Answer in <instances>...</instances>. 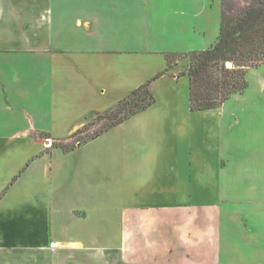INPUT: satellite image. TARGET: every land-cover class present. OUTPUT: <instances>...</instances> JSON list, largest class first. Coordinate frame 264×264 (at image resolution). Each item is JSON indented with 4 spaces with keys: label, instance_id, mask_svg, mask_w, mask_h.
Returning <instances> with one entry per match:
<instances>
[{
    "label": "crops",
    "instance_id": "crops-1",
    "mask_svg": "<svg viewBox=\"0 0 264 264\" xmlns=\"http://www.w3.org/2000/svg\"><path fill=\"white\" fill-rule=\"evenodd\" d=\"M222 1L0 0V264H264V62L190 108Z\"/></svg>",
    "mask_w": 264,
    "mask_h": 264
},
{
    "label": "trees",
    "instance_id": "trees-1",
    "mask_svg": "<svg viewBox=\"0 0 264 264\" xmlns=\"http://www.w3.org/2000/svg\"><path fill=\"white\" fill-rule=\"evenodd\" d=\"M256 1L254 5L227 14L224 10L226 0H223L222 20L216 42L206 49L186 55L189 58L187 72L192 110L218 107L231 94L242 92L248 85L246 70L264 62V0ZM179 57L168 55V64ZM227 62H231L232 66H226ZM131 98H135L133 108L110 125L119 123L154 102L148 84L133 90L118 105ZM74 145L73 142L71 145H63V148L68 150Z\"/></svg>",
    "mask_w": 264,
    "mask_h": 264
},
{
    "label": "rangeland",
    "instance_id": "rangeland-1",
    "mask_svg": "<svg viewBox=\"0 0 264 264\" xmlns=\"http://www.w3.org/2000/svg\"><path fill=\"white\" fill-rule=\"evenodd\" d=\"M257 1L256 0H226V2L224 3V10L225 12H227V14H233L243 8H246L248 5L252 4L254 5ZM143 7H145L146 5H149V3H151L152 5L157 4L160 8L161 7H166L168 0H143ZM223 7V6H222ZM156 19H158L156 17ZM231 63V62H230ZM228 62L226 63L227 66ZM232 63L230 66L231 67ZM135 98H131L126 100L125 102H122L120 105L116 106L114 109L108 111L107 113H105L103 116H101L102 118H100V121H94L91 122L90 125L92 123H94L93 125H89V126H84L80 129V131L78 132V136L75 137L76 140L82 139L83 136L87 133L90 134L89 131H91V129H97V127H101L102 125L106 126V125H110L111 123L115 122L116 120L122 118L124 115H126L129 110H131L133 108V100ZM135 108V107H134ZM75 140H71L68 141L65 145H71ZM59 143L54 142V145H57ZM64 145V144H62ZM114 209L112 208V211ZM118 210V208L115 210V212ZM115 212L113 213V217H115Z\"/></svg>",
    "mask_w": 264,
    "mask_h": 264
},
{
    "label": "water",
    "instance_id": "water-1",
    "mask_svg": "<svg viewBox=\"0 0 264 264\" xmlns=\"http://www.w3.org/2000/svg\"><path fill=\"white\" fill-rule=\"evenodd\" d=\"M230 65H231V63H230V62H228L227 66H230Z\"/></svg>",
    "mask_w": 264,
    "mask_h": 264
}]
</instances>
